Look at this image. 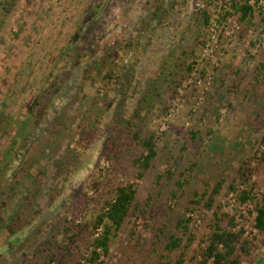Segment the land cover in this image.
Returning a JSON list of instances; mask_svg holds the SVG:
<instances>
[{"label": "rangeland", "instance_id": "374dc122", "mask_svg": "<svg viewBox=\"0 0 264 264\" xmlns=\"http://www.w3.org/2000/svg\"><path fill=\"white\" fill-rule=\"evenodd\" d=\"M197 1L0 0V156L9 163L0 166V201L12 195L0 211V264H43L52 255L50 264H76L88 244L81 239L79 248L59 249L60 230L86 223L92 230L111 186L128 181L137 188L129 215L108 255L98 249L93 264L174 261L179 251L165 245L172 233L182 236L178 220L191 216L190 264L215 210L236 215L250 248L238 251L242 264H264L254 202L239 204L227 189L249 159L256 199L264 192V81L256 79L264 62V3L249 23L241 13L228 17L212 38L215 1L206 0V27ZM110 66L115 75L107 83ZM138 131L159 138L142 179L131 165L140 153ZM33 157L26 175L21 169ZM193 160L194 178L173 201L175 182ZM168 171L175 174L170 181ZM220 178L226 183L213 209L200 204L187 213L204 181ZM97 180L104 186L96 189ZM24 201L31 221L11 235L6 224Z\"/></svg>", "mask_w": 264, "mask_h": 264}, {"label": "trees", "instance_id": "16d2710c", "mask_svg": "<svg viewBox=\"0 0 264 264\" xmlns=\"http://www.w3.org/2000/svg\"><path fill=\"white\" fill-rule=\"evenodd\" d=\"M215 10L214 13L217 15L218 25L223 24V22L231 16L241 13L239 20L249 23L250 18L253 17V7L249 4L250 0H214ZM258 0H255L257 2ZM209 5L212 2L208 1ZM199 18L203 25L206 27L212 20L209 11L205 9H198ZM264 21V18H263ZM3 42H0V47H2ZM107 60V59H105ZM195 63H193L194 65ZM114 66H110L107 73L104 75L107 83L111 82L115 73H113ZM192 69V64L187 67V71L190 72ZM264 62L260 63L258 68V74L256 79L262 76L264 81ZM108 85V84H105ZM173 95V94H172ZM37 99L35 98L29 108L33 110V106H36ZM32 112V111H31ZM4 115L0 113V129L2 127ZM195 135V133H193ZM157 136L151 133L148 136L141 137L140 132H136L133 136L134 142L140 148V153L131 160V165L135 169V177L142 179L145 173L151 168L154 160L157 157ZM28 140L27 134L23 133L24 143ZM14 152H17L14 151ZM13 152V155H14ZM38 157L40 154L38 152L35 154ZM3 156V155H2ZM0 156V166L4 164L5 168L9 163H6L4 158ZM26 160L27 168H22L21 171L28 175L29 169L33 166L36 158ZM198 165L197 160H193L189 165L180 172L178 179L175 182L176 190L171 192V197L173 201L179 198L178 193H184L185 189L190 186L195 169ZM4 171V167L1 168ZM19 171L21 174L22 172ZM251 167L250 160L243 161L237 172V178L229 182L227 189L229 193L235 195V198L239 204L245 205L250 202H254L253 205V227L259 232L264 234V192L261 193L260 198L256 199L254 194L255 183L251 182ZM175 176L174 172L168 171L167 178L170 181ZM158 177H161L159 175ZM38 178V177H37ZM17 183H20L17 180ZM226 180L220 178L214 185L210 181H204L203 188L195 191L192 198L189 200L188 205L185 207L187 213L194 214L197 211V206L202 204L206 210H211L214 207L215 200L217 196L221 193ZM103 187L104 184L95 181L94 187L98 189ZM14 190V188H12ZM137 194V188L133 182H126L125 184H118L111 186L108 194L104 198L100 205L99 211L96 214L93 224L91 226L92 230H89L88 225L83 226L69 224L63 226L60 232L64 235L65 239L59 243V249L65 251V249L79 248V241L85 239L87 246V253L76 262V264H83L82 259H84L89 264L95 263V261L100 256V251L108 255L110 244L112 239H114L119 230L122 228L126 218L129 215L133 201L135 200ZM1 195V193H0ZM12 195L9 193L6 195L4 200L0 201V211L6 213L7 206L11 200ZM52 199V198H50ZM256 199V202L254 201ZM29 200V199H28ZM24 205L19 208L16 212L15 217L13 216L10 222H7V231L9 234H15L20 231L26 224L30 223V217L28 216V206L26 201L23 202ZM3 208V209H2ZM1 213V214H2ZM0 217V223H3L5 218ZM193 218L191 216H183L177 222V229H181L182 236L177 233H172L165 245V251L172 253L173 251H179V255L174 261L159 262L158 264H186V258L191 246L196 241V235L191 231L190 224ZM103 226L104 229L99 237L88 240L89 235L94 233L99 227ZM236 215H230L229 213H219L218 210L213 211V217L209 225L208 231L203 235L199 241V248L197 252L190 258V264H242L238 251L241 250L244 254L250 253V248L248 241L243 238L244 232L242 229L236 228ZM88 229V230H87ZM162 234V231H160ZM70 251V250H68ZM67 252V250H66ZM83 252V251H82ZM71 253V251H70ZM56 258L52 255L48 261L43 264H50Z\"/></svg>", "mask_w": 264, "mask_h": 264}, {"label": "built area", "instance_id": "2783aa9c", "mask_svg": "<svg viewBox=\"0 0 264 264\" xmlns=\"http://www.w3.org/2000/svg\"><path fill=\"white\" fill-rule=\"evenodd\" d=\"M206 2H207L206 0H198V1L196 2V7H197L198 9H204V7H205V5H206ZM263 3H264L263 0H258L257 2H255V0H250V1H249V4H252L253 12L258 11V9L262 6ZM210 26H212L210 31L213 33V34H212V38H214V35H215V32H216V29H218V27H219L220 25H218V23H217V21H216V19H215L214 23L211 24ZM260 32H261V34H257V36H259V37H261V36L263 35L262 30H260ZM255 37H256V36H255ZM258 40L260 41L261 38H259ZM258 45H259V43L256 44V46H258ZM208 46H209V43H206V44H205V47L208 48Z\"/></svg>", "mask_w": 264, "mask_h": 264}]
</instances>
